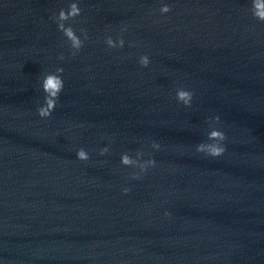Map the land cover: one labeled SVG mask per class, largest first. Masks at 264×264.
<instances>
[{
	"label": "water",
	"instance_id": "95a60500",
	"mask_svg": "<svg viewBox=\"0 0 264 264\" xmlns=\"http://www.w3.org/2000/svg\"><path fill=\"white\" fill-rule=\"evenodd\" d=\"M164 2L80 0L73 56L51 19L66 0H0L5 264H264V22L251 0ZM57 67L65 87L41 119ZM216 127L225 153L195 152ZM122 153L155 166L133 179Z\"/></svg>",
	"mask_w": 264,
	"mask_h": 264
},
{
	"label": "clouds",
	"instance_id": "9594fccd",
	"mask_svg": "<svg viewBox=\"0 0 264 264\" xmlns=\"http://www.w3.org/2000/svg\"><path fill=\"white\" fill-rule=\"evenodd\" d=\"M66 3L67 7L60 8L58 13H55L51 19L56 22L58 31L62 33L72 55L75 56L84 46V42L88 37L83 28L79 29L80 35H78L77 30L74 29L72 24L68 23L69 21H74L81 15L80 0H66ZM170 10V5L164 2V0H161L159 12L163 15L170 12ZM249 11L254 19L264 22V0H251ZM104 44L109 49L122 48L125 41L122 36H117V38L113 39L111 35H108L104 38ZM59 59L63 60V55H61ZM138 63L142 67H147L150 63L148 55H141ZM63 71L62 67H57L55 71L45 72L40 79L39 87L43 93V100L39 103L36 112L41 119L49 118L57 107L58 101L65 87L62 75ZM177 99L182 101L185 106H188L192 101V92L187 89H181L177 92ZM214 118L218 123L220 117L217 115ZM224 140V131L219 127L213 128L208 134L207 141H201L195 145V152L203 154L205 157L219 158L226 150L223 143ZM151 147L154 150H159L160 144L153 141ZM107 151V147L102 148L99 154L103 156ZM76 157L79 160L85 161L89 159V154L84 148H80L76 152ZM120 161L121 164L125 166L134 165L138 168V171L132 173L133 179H138L141 174L147 172L149 168L154 167L156 163L151 156L143 162H137L130 158L127 153L121 154ZM128 191V188L123 189L124 193H127ZM0 264H5V261L2 258H0Z\"/></svg>",
	"mask_w": 264,
	"mask_h": 264
}]
</instances>
